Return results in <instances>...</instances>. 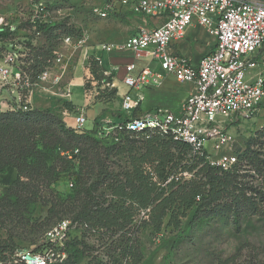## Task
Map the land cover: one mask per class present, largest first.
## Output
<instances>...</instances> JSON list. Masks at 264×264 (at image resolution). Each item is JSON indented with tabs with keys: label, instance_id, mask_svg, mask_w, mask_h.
I'll return each mask as SVG.
<instances>
[{
	"label": "rangeland",
	"instance_id": "1",
	"mask_svg": "<svg viewBox=\"0 0 264 264\" xmlns=\"http://www.w3.org/2000/svg\"><path fill=\"white\" fill-rule=\"evenodd\" d=\"M109 1L48 0L45 13L37 17L35 4L39 0H0V18H4L3 26L0 25V58L9 52L19 63L16 66L28 72L33 81H37L33 95L34 108L52 109L61 121L77 127L74 117L82 110L76 106L72 110L65 108L64 103L72 98L75 104L87 107L84 92L87 94L85 83L90 77V67L84 64V49H96L101 43L124 42L140 25L137 15L143 16L135 14L128 6H115L114 10L103 14L95 11ZM5 24L12 25L13 30ZM41 25L46 28L42 29ZM68 36L72 38L73 45L64 43L63 38ZM82 38L86 39L84 47L76 48L75 44ZM56 53L61 55V61H58L59 55ZM261 54H264V49ZM107 65V62L97 64L102 69ZM261 69L264 70L263 65ZM44 73H47L46 78L40 79ZM79 82L84 86H70ZM67 87L71 89L72 96L66 94ZM6 106L0 104V109H7ZM120 113V110H111L109 115H112V120L94 124L93 118L86 112L84 126L77 128L81 133L96 129V139L101 145L121 144L126 135L111 130L114 119L122 115ZM263 124L264 103L254 115H235L227 119L224 130L231 133L233 140L220 151L213 148L212 142L206 143V149L215 160L223 155H237L243 150L247 138L254 135ZM145 137L134 138L142 140ZM194 155L187 151L182 165L193 164ZM45 158L50 165L60 167L62 164L54 153H46ZM129 160L128 154H111L108 164L119 171L129 166ZM76 168L79 170V162H76ZM184 175L190 177L189 173ZM17 177L18 170L14 167L0 174V211H11L10 215L0 217V264H11V256L18 249L30 247L37 252L61 254L57 256L59 261L54 260L52 264L65 261L70 255L77 264H127L125 249L130 241L135 242L142 255L139 264H253L257 252L253 247L264 242V234L253 233L251 228L245 230L244 223L237 226L231 215L198 210L197 207L179 216L178 227L170 224V218L167 217L159 231L147 224L141 227V221L146 216L145 211H139L129 226L128 234L118 232L113 235L106 228L87 227L80 220H75L78 208L62 212V206L45 202V195L49 197L51 191L61 194L63 199L71 200L69 196L83 187L77 185L67 173L50 188L39 191L31 201L27 196L30 194L26 192L20 199L21 193L18 197L6 195ZM23 180L30 181L26 177ZM6 198L17 203L6 208L2 202ZM65 221L68 227L61 231L60 225ZM137 225L140 227L137 228ZM131 263H134L133 259Z\"/></svg>",
	"mask_w": 264,
	"mask_h": 264
},
{
	"label": "trees",
	"instance_id": "2",
	"mask_svg": "<svg viewBox=\"0 0 264 264\" xmlns=\"http://www.w3.org/2000/svg\"><path fill=\"white\" fill-rule=\"evenodd\" d=\"M41 28L46 27L41 25ZM97 64L92 60L89 65L87 93L98 90L101 97L115 98L116 87L102 89L104 82L112 81L115 73L106 76L105 68ZM64 107L72 110L75 105L65 101ZM119 132L126 135L125 141L105 146L97 141L96 129L81 133L76 126L61 121L52 109L1 108L0 174H5L9 167L18 170V177L6 195L18 197L21 193L20 199L26 192L31 201L39 191L50 188L67 173L83 187L69 196L71 200L51 191L49 197L45 195V202L62 206V212L78 208L74 219L87 227L106 228L113 235L118 232L126 235L137 213L145 211L141 227L147 224L159 231L167 217L170 224L178 227L179 216L197 207L229 214L237 226L244 223L245 230L251 228L253 233L264 234V124L247 138L243 150L237 153V161L229 168L211 164L199 154L193 156V164L182 165L186 152H192L191 146L166 133ZM136 136L146 137L138 140ZM48 152L62 161L60 167L48 163L45 158ZM111 154H128L129 166L115 171L108 164ZM185 173L190 177L186 178ZM24 177L30 181L25 182ZM2 202L6 208L17 203L7 198ZM10 213L0 211V217ZM253 248L257 251L253 264H264V242ZM125 256L127 264H132V259L133 264L140 263L142 255L134 241L127 245ZM56 264L77 263L70 255Z\"/></svg>",
	"mask_w": 264,
	"mask_h": 264
},
{
	"label": "built area",
	"instance_id": "3",
	"mask_svg": "<svg viewBox=\"0 0 264 264\" xmlns=\"http://www.w3.org/2000/svg\"><path fill=\"white\" fill-rule=\"evenodd\" d=\"M47 1L39 0L35 4L37 17L45 13ZM115 6L130 7L135 14L143 15L145 23L122 43H101L96 47L102 53H130L134 57L124 65L122 78L127 87L122 103L127 118L115 123L111 130L166 133L175 140L188 143L193 154L205 156L211 164L229 168L237 161V155H223L215 160L207 151L206 143L212 142L213 148L220 151L233 140L231 133L224 130V122L235 115H254L262 108L264 71L259 69L264 65V56H260L264 49V0H110L95 11L108 13ZM159 21L162 23L158 24ZM3 24L4 18L1 17L0 25ZM194 24L205 27L215 38L214 50L198 63L171 50L174 42L183 38ZM5 26L13 30L12 25ZM63 41L74 44L70 36ZM85 43V38L80 39L76 48L84 47ZM85 49L84 64L89 66L92 60L104 63L103 56L93 52L95 49ZM61 60L59 55L58 61ZM142 60L146 64L141 67L138 61ZM18 64L9 52L0 58V103L8 101L15 110L33 109L37 81L18 68ZM119 69L120 66L115 65L105 69L104 74L110 76ZM252 70L258 72L251 75ZM45 75L47 73L40 79L46 78ZM168 75L193 86L179 110L157 109L135 116L143 90L160 85ZM106 84L114 86L113 82ZM66 94L72 95L68 87ZM75 120L77 127L84 126L87 120L84 110L75 116ZM67 227L66 221L60 225L61 231ZM58 254L22 248L11 256L9 262L52 264L54 260L59 261Z\"/></svg>",
	"mask_w": 264,
	"mask_h": 264
},
{
	"label": "crops",
	"instance_id": "4",
	"mask_svg": "<svg viewBox=\"0 0 264 264\" xmlns=\"http://www.w3.org/2000/svg\"><path fill=\"white\" fill-rule=\"evenodd\" d=\"M137 17L140 18V25L145 23V18L143 16L137 15ZM149 23H151V21H149ZM161 23L162 22L160 21L158 22V24ZM214 48V36L205 27L194 24L188 28L183 38L174 42L171 50H173V52H175L176 54L188 57L194 63H198L205 54L213 51ZM93 52L102 55L104 62L108 63L105 69H110L115 65L120 66L119 71L114 74L112 81H110L111 83L113 82V87H116L118 89L117 95L115 98L108 99L104 96L101 97L98 90H95L90 94H86L84 92V102L85 99L86 101H88L87 107H85L84 104H75L72 98L71 101L74 103L78 110H84V113L87 112L88 116H91L93 118L94 124L112 120V115L109 114L111 113V110L114 111V109L120 110V114H122L121 116H117L114 119L115 123L120 122L125 119L126 115L122 107L123 95L127 91V87L123 84L122 81V78L125 74L124 65L132 61L134 57L130 53H102L97 49H95ZM260 56H264V54H260ZM138 63L141 67L146 64L144 60L138 61ZM153 66L159 69L157 64H153ZM259 70L264 71L261 68ZM257 72L258 70H252L251 75H255ZM73 86L83 87L84 84L79 82L77 84H73ZM106 86L107 84L106 82H104L102 89H105ZM192 89L193 86L190 83L179 82L174 75H168L164 78L160 85L143 90L140 105L134 111V115L139 116L149 111L165 108L171 110H179L182 103L186 100ZM0 104H6L7 108L10 107V103L8 101H2Z\"/></svg>",
	"mask_w": 264,
	"mask_h": 264
}]
</instances>
